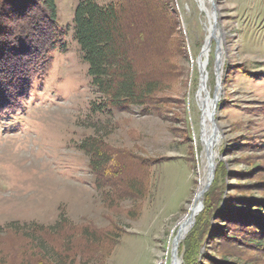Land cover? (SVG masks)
Here are the masks:
<instances>
[{"label":"rangeland","instance_id":"1","mask_svg":"<svg viewBox=\"0 0 264 264\" xmlns=\"http://www.w3.org/2000/svg\"><path fill=\"white\" fill-rule=\"evenodd\" d=\"M79 1L55 0L63 47L58 43L53 52L43 51L44 70L35 74L28 93H18L20 82L5 85L4 95H15L19 109L0 117V240L5 241L11 223L19 228L30 223L50 226L63 215L71 225H89L119 236L104 264H170L172 236L200 181L202 111L196 101L200 89L196 59L209 33L207 14L196 0H153L166 8L165 28L179 44L169 63L166 89L148 114L136 107L94 113L99 95L90 85L72 31ZM95 1L102 5L131 0ZM208 2L215 30L222 36L223 62L214 104L218 159L201 212L209 193L213 201L220 196L223 213L210 218L213 227L194 264H218L203 254L226 256L230 263L264 264V250L246 241L264 238V0H214V9ZM4 4L0 60L16 58L9 61L13 66L21 60L17 53L6 52L2 38H9L10 27L16 26L13 15L29 3ZM216 48L213 40L207 63L211 98ZM97 132L108 147L128 155L133 166L129 177L142 198L121 193L120 175H109L112 188L95 186L89 158L78 145Z\"/></svg>","mask_w":264,"mask_h":264},{"label":"trees","instance_id":"2","mask_svg":"<svg viewBox=\"0 0 264 264\" xmlns=\"http://www.w3.org/2000/svg\"><path fill=\"white\" fill-rule=\"evenodd\" d=\"M4 2L9 0H0V22ZM28 3L18 15H13L16 26L10 27L9 38H2L1 42L6 52L17 53L21 62L16 60L9 66L10 59L16 58L0 60V117L19 109L15 95H4L6 83L20 82L18 93H28L34 77L44 70L43 51L53 52L58 43L63 47L64 33L57 25L55 0H28ZM166 15V8L153 0L102 5L95 0L77 3L72 19L73 38L87 65L90 85L99 95V103L92 106L94 113L122 112L136 107L145 115L157 104V96L168 84L170 60L179 49L177 40L165 28L169 23ZM48 45L53 50L49 51ZM78 148L89 158V169L98 189L114 187L109 175H120L122 194L136 199L143 197L129 177L133 166L124 151L108 147L98 132L83 139ZM209 197V193L205 195L204 210L196 217L182 244L185 248L182 264L196 263L198 248L213 227L210 218L219 211L223 213L220 196L214 201ZM6 231L5 241L0 240V263L3 261V264H104L119 240L110 231L71 225L63 215L54 225L30 223L19 228L11 223ZM246 241L264 250V238L248 237ZM203 257L218 264H237L228 262L226 256L203 254Z\"/></svg>","mask_w":264,"mask_h":264},{"label":"bare ground","instance_id":"3","mask_svg":"<svg viewBox=\"0 0 264 264\" xmlns=\"http://www.w3.org/2000/svg\"><path fill=\"white\" fill-rule=\"evenodd\" d=\"M202 9L207 14L208 22H209V33L205 40V43L202 47L201 55H199L196 59V62L199 66V85L197 92V105L202 111V118H201V128H202V135H201V145L203 147V150L200 154V164L199 165V186L198 191L199 193L205 184L207 183V180L210 175V167L209 163H211L213 166H216V161L218 159V151L217 147L219 144V131L218 129H215L212 127L211 124V115H212V108L215 104V100L219 98L220 94V67L223 62V50H222V36L220 34L219 30H215L213 32V16L208 12L207 10V2L208 0H196ZM209 3V2H208ZM211 8V7H210ZM211 10V9H210ZM213 40L217 41V48H216V60H215V75H216V88H215V94L214 97L211 98L208 96L207 91V83H208V72H207V63H208V51L210 44ZM216 105V104H215ZM200 201L197 200L195 203L192 202V204L189 207V210L187 214L181 219L176 232L173 234L171 239V246L170 250L172 248V242L175 237L178 236L177 243H178V249H177V257L176 260L173 262L171 260V254L169 258L170 264H182V259L179 254V247L180 244L184 241L187 234L189 233V230L191 228V223L193 219H196V216L200 213ZM168 260L166 261V263ZM168 264V263H167Z\"/></svg>","mask_w":264,"mask_h":264},{"label":"water","instance_id":"4","mask_svg":"<svg viewBox=\"0 0 264 264\" xmlns=\"http://www.w3.org/2000/svg\"><path fill=\"white\" fill-rule=\"evenodd\" d=\"M210 3L212 4V7L213 9L215 8V4H214V0H210ZM215 26H216V22L214 20V16H213V32L215 31ZM216 41V40H215ZM217 42V41H216ZM215 105H213V108H212V115H211V124H212V127L214 128V130L216 129V126L214 124V107ZM209 167H210V175H209V178L207 180V183L205 184V186L203 187V189L199 192V193H196L195 195V198L193 200V203H195L197 200L200 201V211L202 210L203 208V204H202V201H203V196L204 194L208 191L212 181H213V177H214V170H215V165L213 166L211 163H209ZM195 223V219L192 220V223H191V228L193 227ZM190 228V229H191ZM190 231V230H189ZM177 239H178V236L175 237L173 239V242H172V248H171V260L170 262L176 260V257H177V249H178V243H177ZM181 257V256H180Z\"/></svg>","mask_w":264,"mask_h":264}]
</instances>
